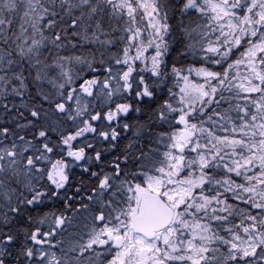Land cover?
I'll return each instance as SVG.
<instances>
[{
    "label": "snow or ice",
    "instance_id": "obj_1",
    "mask_svg": "<svg viewBox=\"0 0 264 264\" xmlns=\"http://www.w3.org/2000/svg\"><path fill=\"white\" fill-rule=\"evenodd\" d=\"M0 264H264V0H0Z\"/></svg>",
    "mask_w": 264,
    "mask_h": 264
}]
</instances>
